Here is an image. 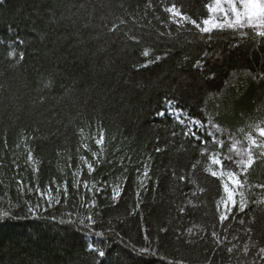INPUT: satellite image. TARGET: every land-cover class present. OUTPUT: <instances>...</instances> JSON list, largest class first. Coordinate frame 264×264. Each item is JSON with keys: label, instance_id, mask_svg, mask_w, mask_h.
I'll return each instance as SVG.
<instances>
[{"label": "trees", "instance_id": "obj_1", "mask_svg": "<svg viewBox=\"0 0 264 264\" xmlns=\"http://www.w3.org/2000/svg\"><path fill=\"white\" fill-rule=\"evenodd\" d=\"M212 3L0 0V264H264V29Z\"/></svg>", "mask_w": 264, "mask_h": 264}, {"label": "rangeland", "instance_id": "obj_2", "mask_svg": "<svg viewBox=\"0 0 264 264\" xmlns=\"http://www.w3.org/2000/svg\"><path fill=\"white\" fill-rule=\"evenodd\" d=\"M237 25H256L264 29V0H213L211 18L205 22L206 28ZM175 116L180 113L168 107ZM226 180L227 201L233 203L237 197V180L220 172Z\"/></svg>", "mask_w": 264, "mask_h": 264}]
</instances>
